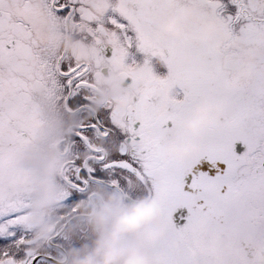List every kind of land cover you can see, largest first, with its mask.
<instances>
[{"label": "snow or ice", "instance_id": "6c2138e0", "mask_svg": "<svg viewBox=\"0 0 264 264\" xmlns=\"http://www.w3.org/2000/svg\"><path fill=\"white\" fill-rule=\"evenodd\" d=\"M48 33L78 51H53ZM202 102L221 114L193 135L181 124ZM186 139L201 144L194 157L165 154ZM50 142L63 157L62 222L112 194L109 215L127 228L155 199L168 228L155 244L152 225L140 229L151 264H264V0H0V264H58L90 246L79 228L34 247L33 184ZM202 160L214 175L194 171Z\"/></svg>", "mask_w": 264, "mask_h": 264}, {"label": "clouds", "instance_id": "9594fccd", "mask_svg": "<svg viewBox=\"0 0 264 264\" xmlns=\"http://www.w3.org/2000/svg\"><path fill=\"white\" fill-rule=\"evenodd\" d=\"M178 23L177 18L168 21L166 29H171ZM215 23L209 21L205 27L208 30ZM158 30V29H157ZM175 35V32H170ZM45 42L53 41V51H67L72 53L78 51L75 42L70 38L61 39L55 34H45ZM252 53L248 58L251 59ZM107 80L103 77L101 83ZM106 86V85H105ZM121 100L120 107L131 100L130 93L125 90L117 93ZM221 114V109L215 105L199 103L194 106L193 118L185 119L181 128L193 135L205 122L216 118ZM201 148L198 140L186 139L181 142L169 141L165 148V154L177 161L194 157ZM47 158L40 166L39 176L33 184L34 192L32 204L29 211V222L34 226L31 239L34 247L42 248L52 238L55 232L67 235L79 228H85L91 235L90 246L87 251L84 247L80 250H73L68 253L69 260L58 261V264H151L148 253L145 251V241L140 235V229L145 224L152 225L154 233L150 243L155 244L167 231L168 225L162 219L161 206L155 199L142 200L139 204L140 219L134 225L127 228L118 227L116 218L109 215V208L115 202L112 194H106L105 201H86L78 205L79 211L76 216L65 210V219L62 222L55 210L53 197L57 190L56 181L60 175V166L63 157L58 152L55 142L46 146ZM42 214H44L42 216ZM131 234V239L126 237ZM80 252L83 256L77 258Z\"/></svg>", "mask_w": 264, "mask_h": 264}, {"label": "flooded vegetation", "instance_id": "af4514ba", "mask_svg": "<svg viewBox=\"0 0 264 264\" xmlns=\"http://www.w3.org/2000/svg\"><path fill=\"white\" fill-rule=\"evenodd\" d=\"M138 59H142L141 57H137ZM153 65H154V70L157 69L159 66H160V63L157 62V61H153ZM196 169H199V170H206V171H209V166H208V162L205 161V160H202L200 162V164L196 165L194 167V171H196ZM215 174V173H214ZM214 174H211V175H214ZM174 222L177 223V226H181L183 224V220L179 219V217L181 216H186L187 215V209L185 208H181V209H178L177 212H175L174 214Z\"/></svg>", "mask_w": 264, "mask_h": 264}, {"label": "rangeland", "instance_id": "374dc122", "mask_svg": "<svg viewBox=\"0 0 264 264\" xmlns=\"http://www.w3.org/2000/svg\"><path fill=\"white\" fill-rule=\"evenodd\" d=\"M155 71H156L158 74H163V73L166 71V69L164 68L163 65L160 64V66H159L157 69H155ZM236 151H237L238 153L241 152V151H243V146H242L239 142H237V144H236ZM208 166H209V174H210V175H211V174H214V173H215V169H212V168L210 167L209 163H208ZM220 167L223 168V165L221 164Z\"/></svg>", "mask_w": 264, "mask_h": 264}]
</instances>
